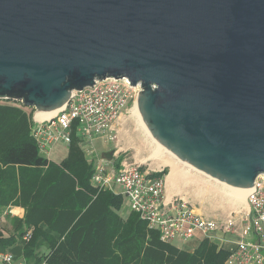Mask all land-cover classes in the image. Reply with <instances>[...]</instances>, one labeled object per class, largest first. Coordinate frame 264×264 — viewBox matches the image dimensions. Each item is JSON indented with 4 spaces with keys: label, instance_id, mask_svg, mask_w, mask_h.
I'll list each match as a JSON object with an SVG mask.
<instances>
[{
    "label": "water",
    "instance_id": "1",
    "mask_svg": "<svg viewBox=\"0 0 264 264\" xmlns=\"http://www.w3.org/2000/svg\"><path fill=\"white\" fill-rule=\"evenodd\" d=\"M141 85L152 137L237 188L264 174V0H0V100L48 112Z\"/></svg>",
    "mask_w": 264,
    "mask_h": 264
},
{
    "label": "trees",
    "instance_id": "2",
    "mask_svg": "<svg viewBox=\"0 0 264 264\" xmlns=\"http://www.w3.org/2000/svg\"><path fill=\"white\" fill-rule=\"evenodd\" d=\"M33 116L34 108L0 100V214L25 210L15 235L0 228L3 250L19 238L28 264H226L229 250L219 243L204 239L184 250L162 241L138 213L123 217L124 198L92 185L94 162L76 133L67 157L52 161L32 136Z\"/></svg>",
    "mask_w": 264,
    "mask_h": 264
},
{
    "label": "built area",
    "instance_id": "3",
    "mask_svg": "<svg viewBox=\"0 0 264 264\" xmlns=\"http://www.w3.org/2000/svg\"><path fill=\"white\" fill-rule=\"evenodd\" d=\"M140 91L141 85L133 86L125 78L96 80L93 86L73 91L69 104L53 118L39 120L35 113L32 136L40 152L50 154L59 143L70 145L75 132L87 159L97 160L93 161L92 185L126 198L130 212L138 213L149 229L159 232L162 241H188L199 234L202 240L234 244L226 264H264V174L249 190L244 209L210 217L198 213L184 197L167 198V175L153 176L163 173V169H143L142 163L127 160L117 166L118 152L113 153L112 160L97 158L93 142L117 137L122 116L128 114ZM31 237L28 232L23 240ZM0 262L14 264L15 256L10 251H0Z\"/></svg>",
    "mask_w": 264,
    "mask_h": 264
},
{
    "label": "rangeland",
    "instance_id": "4",
    "mask_svg": "<svg viewBox=\"0 0 264 264\" xmlns=\"http://www.w3.org/2000/svg\"><path fill=\"white\" fill-rule=\"evenodd\" d=\"M135 101L131 103L128 114L122 116L120 125L116 128L118 135L115 139L110 140L108 138L104 142L103 139L97 138L93 142L99 155H102L104 158H110L114 152H118L119 159L117 160V166L121 165V162L125 160L128 162L138 161L142 163L143 169H167V176L170 174L171 168L175 166L178 169L179 177L174 185H171L174 189V194L184 197L186 200L189 197L196 211L204 212L207 216L222 217L225 212L232 210L240 211L247 206L246 202L244 203L245 205H242V203L237 201L236 194L192 170L171 156L169 152L161 150L140 126L139 120L133 112ZM35 113L36 110L34 109ZM68 146L65 143H59L52 148L50 154H44V156L52 161L61 162L68 155ZM128 211L129 204L127 199L124 198V204L120 213L124 217ZM0 224L4 228L7 226V229H9L8 226L11 225V218L2 220ZM5 232L7 235H10L9 232ZM175 243L180 245L182 249L191 251L194 249L195 242L189 241L187 244ZM0 250H3V248L0 247ZM43 251L46 252L45 249Z\"/></svg>",
    "mask_w": 264,
    "mask_h": 264
},
{
    "label": "crops",
    "instance_id": "5",
    "mask_svg": "<svg viewBox=\"0 0 264 264\" xmlns=\"http://www.w3.org/2000/svg\"><path fill=\"white\" fill-rule=\"evenodd\" d=\"M56 146V145H55ZM105 146V144H104ZM52 151V150H51ZM97 152V150H96ZM97 158H104L102 155H99L97 153ZM104 159H107V160H112L114 159L113 155L110 157V158H104ZM89 161H94L96 162L97 160H90L88 159ZM180 184H182L180 182ZM183 184H185L183 182ZM166 196L167 198H171V197H174L176 196V194H174V189L172 188L171 185L168 184V181H167V190H166ZM178 196V195H177ZM188 196V194H187ZM187 200L191 203L190 201V198L188 197ZM192 204V203H191ZM193 205V204H192ZM194 206V205H193ZM196 210V209H195ZM198 212V211H197ZM231 212V211H230ZM229 211L228 212H225L223 214V216H226L230 213ZM198 213H201V214H205L204 212H198ZM24 214H25V210L23 208H20V207H15V208H9V209H6L4 210L1 214H0V222H2V220L4 219H7V218H11V225L8 226L9 229H7V226L6 228H4L3 226H1L0 224V228L2 229L3 233H4V236L6 238L12 236V235H15L16 234V227H17V221L19 219H22L24 217ZM130 214V210L127 212V214L124 216L125 218ZM207 215V214H206ZM9 232L10 235H7L6 232ZM189 241H192V242H195L194 243V249L191 250V251H194L198 246L199 244L201 243L202 239H201V235L197 234L196 237L194 239H191V240H188V241H184L183 239L181 238H178L176 240H174L172 243L177 246L178 248H181L182 247L178 244H176L175 242H179L180 244H187ZM22 241L19 240V238H17V241L16 243L9 249H6V250H0V251H10L14 254L15 256V262L14 264H23V262L25 264H28L25 260V257L23 256V251H22ZM222 246H224L226 249L230 250V249H233L235 246L234 244L232 243H225V244H220ZM0 264H3L0 262Z\"/></svg>",
    "mask_w": 264,
    "mask_h": 264
},
{
    "label": "bare ground",
    "instance_id": "6",
    "mask_svg": "<svg viewBox=\"0 0 264 264\" xmlns=\"http://www.w3.org/2000/svg\"><path fill=\"white\" fill-rule=\"evenodd\" d=\"M59 109L57 110H53V111H48V112H36L35 114V118L36 119H39V120H49L51 118H53L57 113H58ZM133 112L135 113V116L138 118L139 120V123H140V126L143 128V130L146 132V134L151 137L155 143L158 145L159 148H161V150L163 149L164 151H167L160 143H158L153 137L152 135L150 134L148 128L146 127V124L144 122V120L142 119L141 115H140V112H139V107H138V100H136L134 102V108H133ZM168 152V151H167ZM170 153V152H169ZM171 156H173L175 159H177L178 161H180L181 163L185 164L184 162H182L178 157H176L174 154L170 153ZM186 165V164H185ZM188 166V165H187ZM189 168H191L192 170L196 171L197 173L199 174H202L204 176H206L208 179L210 180H213L215 181L216 183L220 184L224 189H227L229 190L230 192L236 194V198H237V201H239L240 203H242V205L246 202V196L249 192V189H244V188H237V187H233V186H230V185H227V184H224L216 179H214L213 177H210L206 174H203L195 169H193L192 167L188 166ZM179 172H178V169L173 166L171 168V172L170 174L167 176V181H168V184L170 185H174V183L176 182L177 178L179 177ZM235 198V199H236ZM245 205V204H244Z\"/></svg>",
    "mask_w": 264,
    "mask_h": 264
}]
</instances>
